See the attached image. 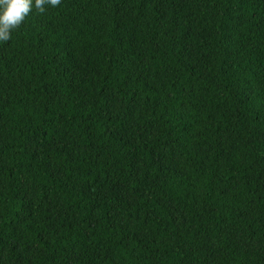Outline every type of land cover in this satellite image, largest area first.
<instances>
[{
    "label": "trees",
    "instance_id": "obj_1",
    "mask_svg": "<svg viewBox=\"0 0 264 264\" xmlns=\"http://www.w3.org/2000/svg\"><path fill=\"white\" fill-rule=\"evenodd\" d=\"M0 264H264V0H62L0 43Z\"/></svg>",
    "mask_w": 264,
    "mask_h": 264
},
{
    "label": "clouds",
    "instance_id": "obj_2",
    "mask_svg": "<svg viewBox=\"0 0 264 264\" xmlns=\"http://www.w3.org/2000/svg\"><path fill=\"white\" fill-rule=\"evenodd\" d=\"M62 0H0V43L11 39L12 32L19 28L35 8L45 12V6L56 8Z\"/></svg>",
    "mask_w": 264,
    "mask_h": 264
}]
</instances>
